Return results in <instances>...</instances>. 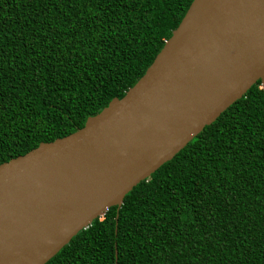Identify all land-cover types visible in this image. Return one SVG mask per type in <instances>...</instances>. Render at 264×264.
<instances>
[{"label": "trees", "instance_id": "16d2710c", "mask_svg": "<svg viewBox=\"0 0 264 264\" xmlns=\"http://www.w3.org/2000/svg\"><path fill=\"white\" fill-rule=\"evenodd\" d=\"M190 2L0 0V164L121 98ZM46 264H264L260 82Z\"/></svg>", "mask_w": 264, "mask_h": 264}, {"label": "water", "instance_id": "95a60500", "mask_svg": "<svg viewBox=\"0 0 264 264\" xmlns=\"http://www.w3.org/2000/svg\"><path fill=\"white\" fill-rule=\"evenodd\" d=\"M256 81L264 92V0H191L121 98L0 164V264H46Z\"/></svg>", "mask_w": 264, "mask_h": 264}]
</instances>
